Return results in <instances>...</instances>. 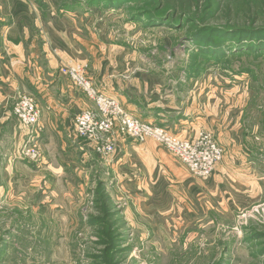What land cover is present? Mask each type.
<instances>
[{
	"label": "rangeland",
	"instance_id": "374dc122",
	"mask_svg": "<svg viewBox=\"0 0 264 264\" xmlns=\"http://www.w3.org/2000/svg\"><path fill=\"white\" fill-rule=\"evenodd\" d=\"M60 1L77 3L75 12L91 16L89 45L99 59L120 56L130 68L176 69L182 81L211 87L213 98L231 108L242 127L240 160L246 165L233 178L224 175L213 184L224 151L209 178L188 174L189 187H181L167 175L170 195L156 185L154 190L160 189L151 200L154 186L136 189L117 182L104 160L87 169L61 168L77 158L58 154L40 138V160L25 159L29 129L14 124V135L7 128L0 131V264H103L104 247L89 220L96 215L100 187L119 221L113 227L116 264H264V54L233 50L239 37L252 34L264 45V4L209 0L192 19L162 16L156 3L145 6L150 0H120L117 8L108 0ZM90 1L104 4L91 11ZM161 18L166 21L153 22ZM221 45L229 55L215 61L209 52ZM82 65L90 78L88 65ZM76 88L87 110H96V103ZM24 94L9 98L15 104Z\"/></svg>",
	"mask_w": 264,
	"mask_h": 264
},
{
	"label": "crops",
	"instance_id": "0c3cea01",
	"mask_svg": "<svg viewBox=\"0 0 264 264\" xmlns=\"http://www.w3.org/2000/svg\"><path fill=\"white\" fill-rule=\"evenodd\" d=\"M75 10L64 9L59 0H0V131L7 128L14 135L15 126H23L13 115L14 102L9 96L25 91L41 106L42 131L37 138L42 144L56 146L58 154L78 160L61 163V168L87 169L104 160L117 182L136 189L154 186L151 200L160 189L154 190L156 185L170 195L168 176L180 180L181 187H189L184 181L190 175L186 167L153 140L139 143L119 138L115 154L103 158L77 136L75 118L89 107L60 69L80 63L88 65L90 78L100 92L114 97L140 121L164 127L183 139L211 132L225 151L213 184L224 175L233 178L246 165L240 160L242 127L231 108L225 109L222 101L213 98L211 87L182 81L176 69L130 68L120 56L114 61L111 57L99 59L91 51L94 46L89 45L92 33L87 21L91 16ZM202 92L207 96L205 103ZM26 136L29 139V132ZM232 181L235 187L237 181Z\"/></svg>",
	"mask_w": 264,
	"mask_h": 264
},
{
	"label": "built area",
	"instance_id": "2783aa9c",
	"mask_svg": "<svg viewBox=\"0 0 264 264\" xmlns=\"http://www.w3.org/2000/svg\"><path fill=\"white\" fill-rule=\"evenodd\" d=\"M60 73L71 79L85 95L96 103L97 109L81 112L75 118L77 136L88 142L103 158L115 154L119 138L142 143L153 140L173 155L189 173L198 179H207L223 160L224 149L210 132H200L192 139H183L164 127L146 124L128 114L114 99L98 91L87 77L86 67L73 64L61 67ZM13 114L21 125L29 129V139L22 150L25 159L38 162L41 158L38 142L42 128L41 109L34 96L20 95Z\"/></svg>",
	"mask_w": 264,
	"mask_h": 264
},
{
	"label": "trees",
	"instance_id": "16d2710c",
	"mask_svg": "<svg viewBox=\"0 0 264 264\" xmlns=\"http://www.w3.org/2000/svg\"><path fill=\"white\" fill-rule=\"evenodd\" d=\"M151 2L145 4L150 8L151 4L156 3V12H162V16L166 14L177 15V16H185L186 18H190L191 16H198L203 8H205V4L208 3L209 0H150ZM219 3H222V0H216ZM257 1V0H255ZM40 2V1H38ZM63 8H73L74 5L79 6L77 3H63ZM121 1L108 0V5L111 7H119L122 5ZM118 3V5H116ZM259 3L263 6L264 0H259ZM101 4L103 2L90 1L88 3V9L91 8H99L101 9ZM105 5L106 7H109ZM76 9V8H75ZM146 11V10H145ZM143 11V12H145ZM149 14V13H148ZM195 19L196 17H191ZM164 18L156 19L154 23H161ZM166 21V20H165ZM192 22V21H191ZM253 23V22H252ZM243 30H239L241 32ZM210 38V37H208ZM246 38V39H244ZM252 40V41H251ZM257 37L253 34L246 37H239L236 41L235 46H233V50H236V53H256V54H264V45L258 41ZM251 43L249 44V42ZM223 46V45H221ZM217 47L214 51H210V55L213 57L215 61H221L222 58L226 57L228 49L227 46ZM231 49V48H230ZM232 50V51H233ZM229 55V54H228ZM227 55V56H228ZM208 57V56H207ZM210 58V57H208ZM199 71V69H198ZM106 192L102 191L100 187L97 191V198L95 199V210L96 215L90 217V224L95 226L96 235L99 238L98 243L104 247L103 255H101L100 262L103 264H116L118 248L117 237L115 236L116 230L113 228L119 221L115 220V213H113V208L110 207V199L105 194Z\"/></svg>",
	"mask_w": 264,
	"mask_h": 264
}]
</instances>
